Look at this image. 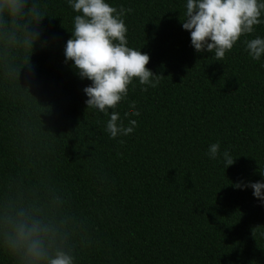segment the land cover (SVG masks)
I'll list each match as a JSON object with an SVG mask.
<instances>
[{"label": "trees", "instance_id": "16d2710c", "mask_svg": "<svg viewBox=\"0 0 264 264\" xmlns=\"http://www.w3.org/2000/svg\"><path fill=\"white\" fill-rule=\"evenodd\" d=\"M106 2L133 9L128 46L161 75L155 88L134 79L109 115L87 108L92 82L66 62L68 0H24L16 16L0 0V264H25L4 226L22 210L73 264H264V203L234 187L264 181V56L244 44L264 23L215 61L182 27L187 0ZM131 101L135 130L111 138V112L127 126ZM217 142L227 168L208 155Z\"/></svg>", "mask_w": 264, "mask_h": 264}, {"label": "clouds", "instance_id": "9594fccd", "mask_svg": "<svg viewBox=\"0 0 264 264\" xmlns=\"http://www.w3.org/2000/svg\"><path fill=\"white\" fill-rule=\"evenodd\" d=\"M68 2L76 15L65 58L66 62H73L81 79L92 82L83 89L88 97L87 108L109 115V109H116L127 98L134 79L152 88L159 85L161 75L146 67L150 55L128 46L124 17L132 8L123 5L117 8L106 0ZM24 6V0H4L3 4L11 16L19 15ZM185 8L180 20L183 29L190 32L191 45L197 52L214 53L215 61H223L226 52L242 36H249L256 26L264 23V3L258 0H187ZM244 44L252 60L264 56V38L245 39ZM142 91H147V87ZM129 109L123 114L129 118L127 126L118 111L111 112L105 129L111 138L127 136L135 130L137 121L130 117L139 116L140 112L134 101L129 102ZM208 155L212 159L222 156L225 168L235 159L228 151L221 154L218 142L209 146ZM234 187H251L254 197L264 203V181L237 182ZM4 226L8 229L5 239L9 250L19 254L25 264H40L43 260L47 264H73V258L63 250L57 249L54 255H49V241L55 236V230L40 217L22 210L7 217Z\"/></svg>", "mask_w": 264, "mask_h": 264}]
</instances>
